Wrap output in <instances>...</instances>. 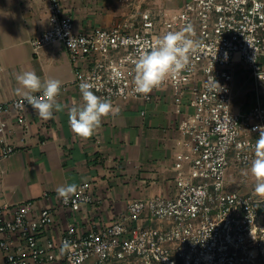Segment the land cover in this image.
<instances>
[{
	"label": "built area",
	"instance_id": "built-area-1",
	"mask_svg": "<svg viewBox=\"0 0 264 264\" xmlns=\"http://www.w3.org/2000/svg\"><path fill=\"white\" fill-rule=\"evenodd\" d=\"M47 1V27L30 41L34 53L62 46L72 83L93 85L111 104L153 103L170 88L171 111L179 137L173 157L174 192L131 200L111 224L89 223L85 233L66 225L57 238L52 206L35 200L0 205V264H264V198L235 191L231 178L251 164L264 130V0H122L125 15L110 26L79 29L62 0ZM190 29L201 45L189 64L147 95L133 91L134 62L155 39ZM194 33V35H193ZM227 53V56H225ZM251 71L257 96L244 112L233 108L234 68ZM213 76L222 86L209 90ZM44 99L41 92L33 93ZM23 95L0 102V158L16 151L7 139L6 117L27 127L31 109ZM189 108V112H185ZM143 113V112H141ZM23 139V138H21ZM42 199H49L43 192ZM66 213L98 204L91 185L81 182L65 204ZM68 242L71 247L62 250Z\"/></svg>",
	"mask_w": 264,
	"mask_h": 264
},
{
	"label": "crops",
	"instance_id": "crops-1",
	"mask_svg": "<svg viewBox=\"0 0 264 264\" xmlns=\"http://www.w3.org/2000/svg\"><path fill=\"white\" fill-rule=\"evenodd\" d=\"M162 1L167 5L181 2ZM62 3L79 29L110 26L125 15L105 5V0ZM46 8V0H0V102L22 95L23 90L17 93L21 86L16 77L24 71H34L42 81L61 82L56 98L61 110L54 109L52 118L44 120L32 108L27 109V127L22 128L13 114L6 117L5 135L16 151L0 158V205L35 200L36 209L52 206L54 224L49 235L57 238L68 224L85 233L89 223L115 222L133 199L172 195L174 142L179 137L175 124L183 116L171 111L172 90L167 88L156 92L153 103L111 104L112 112L91 137L76 136L69 125L68 111L83 101L80 88L72 83L64 48L45 46L34 53L30 44L47 27ZM245 80L251 87V79ZM236 88L237 78L233 82ZM232 103L235 110L247 108ZM189 111L186 108L185 112ZM249 169L250 166L242 177L234 174L233 179L240 183L246 175L253 179ZM81 182L91 185L100 203L83 205L75 213H66L55 205L58 186ZM43 192L49 194V199L41 198Z\"/></svg>",
	"mask_w": 264,
	"mask_h": 264
},
{
	"label": "clouds",
	"instance_id": "clouds-1",
	"mask_svg": "<svg viewBox=\"0 0 264 264\" xmlns=\"http://www.w3.org/2000/svg\"><path fill=\"white\" fill-rule=\"evenodd\" d=\"M190 29L169 31L158 36L149 50L141 51L134 62L133 91L136 94L147 95L153 89L160 87L171 76L184 70L189 64L190 55L197 53L201 45L186 34ZM194 35V33H193ZM227 56V53H225ZM17 93H21L24 100L31 105L39 117L48 120L53 116V110H61L57 97L61 92V82L58 80L42 81L34 71H24L16 77ZM208 89H220L221 85L210 75L206 81ZM93 85L87 82L80 84L82 105H73L68 111L69 125L72 132L81 138L91 137L101 125L103 118L112 112L111 102L102 99L92 90ZM44 99L33 93L41 92ZM250 174L254 180V190L257 194H264V130L256 141L255 156L251 161ZM77 192L76 184L58 186L56 194L67 204ZM68 242L63 244L62 250L70 248Z\"/></svg>",
	"mask_w": 264,
	"mask_h": 264
},
{
	"label": "rangeland",
	"instance_id": "rangeland-1",
	"mask_svg": "<svg viewBox=\"0 0 264 264\" xmlns=\"http://www.w3.org/2000/svg\"><path fill=\"white\" fill-rule=\"evenodd\" d=\"M106 3H104L107 6L113 7L114 9L126 12V7L124 5V3L122 2V0H105ZM121 13V12H120ZM99 26V25H96ZM99 27H105V26H99ZM259 62L264 63V57H259L258 59ZM234 73H235V78H237V88L234 90L233 89V102H235L237 104V107H241L243 105V107H246L247 105H249L251 103V101H254V96L255 94L257 96H259L258 91H259V87H254L253 83H252V78H251V71L250 70H246L243 69L241 65L237 64L234 68ZM249 77L251 80V87H249V85H246V81L245 78ZM262 100H264V94L259 96ZM241 112H244L243 109L240 110ZM251 165V164H250ZM246 167H240V169L243 170V173H234L236 174V176L242 177L244 176V171H246L249 166ZM241 170V171H242ZM233 174V175H234ZM232 175V176H233ZM230 175V177H232ZM234 177L231 178V183H232V188L235 191H242L241 188H243L244 191L248 190L249 193H254V180L251 179L250 177H248L247 175L245 176V178H243V182L240 183V181L238 180H234ZM257 195V193H255ZM257 196L264 198V194H258ZM264 210V206H260L259 207V211Z\"/></svg>",
	"mask_w": 264,
	"mask_h": 264
}]
</instances>
